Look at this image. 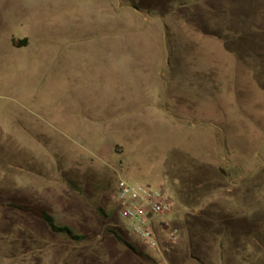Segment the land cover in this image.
<instances>
[{
    "label": "rangeland",
    "instance_id": "obj_1",
    "mask_svg": "<svg viewBox=\"0 0 264 264\" xmlns=\"http://www.w3.org/2000/svg\"><path fill=\"white\" fill-rule=\"evenodd\" d=\"M117 178L171 203L169 264H264V0H0V264H156Z\"/></svg>",
    "mask_w": 264,
    "mask_h": 264
},
{
    "label": "built area",
    "instance_id": "obj_2",
    "mask_svg": "<svg viewBox=\"0 0 264 264\" xmlns=\"http://www.w3.org/2000/svg\"><path fill=\"white\" fill-rule=\"evenodd\" d=\"M110 199L127 235L142 244L156 264H169L180 236L172 226L173 209L164 193L117 178Z\"/></svg>",
    "mask_w": 264,
    "mask_h": 264
},
{
    "label": "trees",
    "instance_id": "obj_3",
    "mask_svg": "<svg viewBox=\"0 0 264 264\" xmlns=\"http://www.w3.org/2000/svg\"><path fill=\"white\" fill-rule=\"evenodd\" d=\"M22 45L25 44V41L21 42ZM13 208H17L18 210H21V208L19 207H14ZM28 212H33L35 214L36 217H38L46 226L47 230L54 236L56 237H60L63 238L71 243L74 244H80L82 242L87 241V237L83 236V235H76L74 234L68 227H60L57 226L54 223V220L52 219V217L46 213L44 210L41 209H34V210H28ZM96 214L97 216H99L104 222L110 223L113 222V218H112V214L110 213H106L104 210L102 209H96ZM113 214H115V216L118 217L117 215V211L115 209V211L113 212ZM104 235L105 236H112L115 241L122 247L125 248L127 250H129L130 252H132L133 254L140 256L136 253L135 248L130 245L129 243H127L123 236L121 235L120 231L113 229V227H107V229L104 231Z\"/></svg>",
    "mask_w": 264,
    "mask_h": 264
},
{
    "label": "crops",
    "instance_id": "obj_4",
    "mask_svg": "<svg viewBox=\"0 0 264 264\" xmlns=\"http://www.w3.org/2000/svg\"><path fill=\"white\" fill-rule=\"evenodd\" d=\"M108 43H109V42H108ZM156 100H157V98H156ZM156 100H155V102H156ZM54 243H55V242H54ZM54 243H53V244H54ZM50 245H52V243H51ZM47 246L49 247V244H48ZM52 246H53V245H52ZM54 246H55V245H54ZM44 248H46V247H44Z\"/></svg>",
    "mask_w": 264,
    "mask_h": 264
},
{
    "label": "flooded vegetation",
    "instance_id": "obj_5",
    "mask_svg": "<svg viewBox=\"0 0 264 264\" xmlns=\"http://www.w3.org/2000/svg\"><path fill=\"white\" fill-rule=\"evenodd\" d=\"M12 43V42H11ZM12 45H13V43H12Z\"/></svg>",
    "mask_w": 264,
    "mask_h": 264
}]
</instances>
